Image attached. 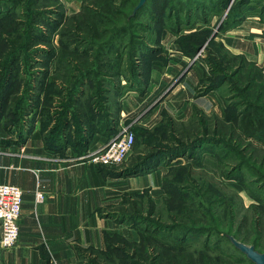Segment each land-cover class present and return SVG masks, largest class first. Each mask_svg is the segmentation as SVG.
I'll list each match as a JSON object with an SVG mask.
<instances>
[{"label":"rangeland","instance_id":"obj_1","mask_svg":"<svg viewBox=\"0 0 264 264\" xmlns=\"http://www.w3.org/2000/svg\"><path fill=\"white\" fill-rule=\"evenodd\" d=\"M138 2L0 0V129L31 131L37 113L49 126L53 107L70 102L83 75L92 80L81 85L84 100L74 109L79 123H91L92 111L129 91L138 72L148 83L153 66L165 67L171 78L151 83L144 105L154 108L150 124L122 127L119 133L132 130L137 141L112 168L163 151L166 158L139 172L157 170L160 186L122 194L107 210L112 230L103 247L82 248L83 260L255 264L231 237L264 253V140L239 127L247 112L264 118V0H150L135 14ZM252 26L260 52L233 53L223 40L228 31ZM183 81L192 84L191 96L170 106Z\"/></svg>","mask_w":264,"mask_h":264},{"label":"crops","instance_id":"obj_2","mask_svg":"<svg viewBox=\"0 0 264 264\" xmlns=\"http://www.w3.org/2000/svg\"><path fill=\"white\" fill-rule=\"evenodd\" d=\"M228 33L223 40L233 53L256 56L260 52L258 45L262 37L255 26L246 32L233 30ZM141 76L138 72L134 86L125 94L123 90L115 98L112 93L103 110H93L91 123L84 120L82 128L76 130L72 121L65 130L64 140L48 139L55 120L44 127L38 113L31 131H23L18 136L16 131L0 129V183L19 185L24 192L18 242L12 249L0 248V264H44L45 259L52 264H86L82 248L103 247L104 234L112 230V218L106 214L110 206L127 191L160 186L157 170L114 177L104 171L102 164L81 159L117 136L128 121L139 126L150 124L154 108L152 105L145 107V104L150 101L151 83L156 87L164 85L171 75L165 67L156 65L150 71L148 83L141 81ZM122 83L126 84L124 80ZM188 84L183 81L174 88L168 101L170 106H176L177 98L191 96L192 84ZM83 100L80 96L78 102ZM185 101V108L189 109L192 103L187 98ZM198 102L203 104L202 99ZM198 102L195 104L202 107ZM34 111L30 112L31 120ZM105 113L107 116L102 121L101 115ZM60 144H63L61 148L55 147ZM38 190L46 195L40 203H36Z\"/></svg>","mask_w":264,"mask_h":264},{"label":"built area","instance_id":"obj_3","mask_svg":"<svg viewBox=\"0 0 264 264\" xmlns=\"http://www.w3.org/2000/svg\"><path fill=\"white\" fill-rule=\"evenodd\" d=\"M136 142V135L132 130L125 129L112 141L102 147L91 150L81 156L96 164L107 166L122 165ZM23 189L19 185L0 183V248L12 249L17 245L20 234V218L23 205ZM45 192L38 190L36 203L43 202Z\"/></svg>","mask_w":264,"mask_h":264},{"label":"trees","instance_id":"obj_4","mask_svg":"<svg viewBox=\"0 0 264 264\" xmlns=\"http://www.w3.org/2000/svg\"><path fill=\"white\" fill-rule=\"evenodd\" d=\"M146 5L142 8V10L144 8H146ZM132 19H134V18H132ZM141 47H142V45L140 44V48ZM145 56H149V54H147ZM121 73H123L122 70L117 72V75H120ZM91 80H92L91 76L83 75L81 78H79L78 87L76 88L75 92L72 94V98H70V102L67 104L65 101V105L59 104V106L53 107L54 109L58 108V110L56 111L55 116H54L55 117L54 126L52 127L49 135L47 136L48 139L59 138L60 141L64 140L65 130H66V128H68V126H70L72 121L75 123L76 130H80L82 128V127H80L81 123L78 122L77 114H76L74 107H75L76 103L79 101V98L83 93V90L80 89L81 85L83 86L86 82H90ZM3 84H4V82H3ZM0 90H1V88H0ZM37 105H38V102L35 104V107ZM45 111H51V108L49 109V106H48V108L45 107ZM69 114H70V116H69ZM102 118L103 117L101 116V120L103 121ZM47 126L48 125H45L44 127H47ZM239 127H240V130L245 135H247L249 137H253V136L255 137L256 136V137H259V138L264 140V118L260 114H258L257 112H247L245 115H243V117L240 121ZM67 138H68V140H70V134L67 135ZM136 140H137V137H136ZM202 141L203 140H201L199 142H202ZM193 144L187 145V147L186 146L184 147V150H185L184 154L189 153L190 148L193 146ZM62 145L63 144H60V145H57L55 147L61 148ZM197 147H198V145H194V148H197ZM175 150H177V149H175ZM174 154H177V153H173L172 155H174ZM162 158H166L165 153L163 151H159L156 153H152L151 155H143V157H141L140 159L134 161L130 165L125 166L123 169H121L120 171H117V172H115L112 169L113 166L103 165V166H105L103 168L106 169L104 171H108L106 173H110L114 177L129 176V175H134V174L139 173L144 167H147L149 164L154 163L157 160H160ZM189 232L196 233L198 231H197V229L193 228L192 230H189ZM175 244L178 247H181L180 245H182V244L177 243V242H175ZM44 264H52V263L49 261V259H45ZM90 264H98V262L96 259H92L90 261Z\"/></svg>","mask_w":264,"mask_h":264},{"label":"water","instance_id":"obj_5","mask_svg":"<svg viewBox=\"0 0 264 264\" xmlns=\"http://www.w3.org/2000/svg\"><path fill=\"white\" fill-rule=\"evenodd\" d=\"M148 1L149 0H139L134 13H138V11H140V9H142L148 3ZM231 240L235 247L243 254H245L247 258L252 260L255 264H264V253L258 251L255 246L238 241L233 237H231Z\"/></svg>","mask_w":264,"mask_h":264}]
</instances>
